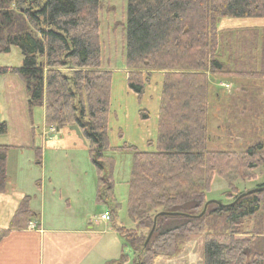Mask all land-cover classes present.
<instances>
[{"label":"trees","instance_id":"16d2710c","mask_svg":"<svg viewBox=\"0 0 264 264\" xmlns=\"http://www.w3.org/2000/svg\"><path fill=\"white\" fill-rule=\"evenodd\" d=\"M100 9V0H0V54L16 47L22 56L19 67H0V73L18 74L29 111L43 109L47 126L75 127L88 141L97 171L95 202L107 207L122 239L116 261H128V247L132 264H152L155 256H173L191 236H202L203 264H264V190L240 192L234 184L254 179L264 166V140L243 151L207 149L211 81L264 78V27L219 28V22L264 18V0H127L126 86L141 98L151 75L162 73L155 138L147 149L117 147L132 153L126 202L131 228L115 224L113 161L105 157L113 151L112 72L101 67ZM260 94L241 87L239 106L230 99L233 111L264 117ZM138 115L149 119L145 109ZM232 130L239 136V127ZM6 132L0 119V136ZM10 149L15 147L0 144V193ZM34 153L39 162V148ZM214 173L227 181L225 202L205 198ZM29 199L21 200L0 240L31 222ZM249 222L250 235L237 237Z\"/></svg>","mask_w":264,"mask_h":264},{"label":"rangeland","instance_id":"374dc122","mask_svg":"<svg viewBox=\"0 0 264 264\" xmlns=\"http://www.w3.org/2000/svg\"><path fill=\"white\" fill-rule=\"evenodd\" d=\"M100 1L101 9L98 14L100 20L101 67L112 72L109 139L113 151H106L105 157H111V161H113V194L115 202L119 204L115 224L131 228L133 223L127 216L126 202L132 153L121 151L117 147H122L125 143L139 149H147L141 138L143 134L147 136L149 131L155 130L154 126H147L149 128L144 131L143 127H137L136 123L141 122L138 115L141 109L148 112L150 121L155 117L154 99L159 93L156 82L159 80L158 76L162 73L151 75L149 84L141 98H138L127 88V69L125 65L127 0ZM228 25L230 26L228 28L232 29L243 27H257L259 29L264 27V18L235 19L228 22ZM21 61V53L16 47H11L6 54H0V67L17 68L20 66ZM241 87L256 90L264 97V78L219 77L211 81L208 150L243 151L249 144L255 143L261 138L264 140V117L243 118L239 112L233 111V109H237L235 108L237 104L239 106L240 102L237 97L241 92ZM150 89H152L151 92H149ZM153 93L155 94L153 95ZM231 98L235 99L236 106L233 103L231 104L233 101L230 100ZM262 111H264V108ZM0 119L7 125L6 134L0 136V144L14 146L17 149L8 152L9 163L14 161L15 155L18 157H21L19 155L23 157L29 154L33 155L36 148L43 152L41 165L32 163L31 166H28L22 163L23 158L21 157L15 170L11 171L13 176L17 175L25 183L24 175L26 173L32 174L38 179V183L42 181L46 187H48L50 176L55 180L54 185H62L64 189L68 187L71 192L75 187L78 189L86 188L88 194L89 189L92 190L93 186L97 187V171L91 162L88 141L84 140L85 147L82 148V143L78 144L77 142L73 144L76 147L67 148L66 144H56V146H50L51 148H48V145L45 147L47 141L61 138L66 129L57 131L54 129L55 127L47 126L44 122L43 109L35 107L29 111L28 96L24 83L18 74L12 71L0 73ZM139 126L141 125L139 124ZM257 126H260V128H257ZM233 127H239V136H237V132L232 130ZM153 137L155 138V135ZM254 172L256 175L254 179L234 182L240 192H247L260 184H264V166H260ZM24 183H22V186L24 185L25 189ZM227 190V181L214 173L210 187L205 192V198L207 201L225 202ZM49 196L52 195L49 193ZM76 212H73V210L63 211L60 215L65 218L68 214ZM106 212L108 213L106 206L97 207L92 211L94 220L101 224V228H103V222L99 218ZM52 213L53 207L51 206L49 207V217ZM108 225L111 226L112 224L108 221ZM29 227L31 228V226ZM250 230L251 223L249 222L245 231L236 236L247 237L250 235ZM117 239L119 242L115 249V255H113L114 248L110 247L109 250L114 257L107 264H119L116 260L120 255L122 239L119 236H117ZM202 245V236H191L177 254L173 256H155L152 264H203ZM123 251L128 257V261L123 264H132V251L128 247H125ZM101 253L103 255L105 250L102 249Z\"/></svg>","mask_w":264,"mask_h":264},{"label":"crops","instance_id":"0c3cea01","mask_svg":"<svg viewBox=\"0 0 264 264\" xmlns=\"http://www.w3.org/2000/svg\"><path fill=\"white\" fill-rule=\"evenodd\" d=\"M232 20L235 19H221L219 28L230 27L228 22ZM158 77L157 85L160 84V75ZM154 92L156 93V90ZM158 99L159 94L154 99L155 117L153 120L139 119L141 126L136 123V126L143 127L144 131L149 128L147 126H154L155 130L149 131L147 136L143 134L141 141L144 145L148 140H153V135L156 134ZM148 102L152 104L150 100ZM75 142L82 143L81 148L85 147L79 131L75 127H70L66 128L61 138L47 141L45 147L48 145V148H51L56 144H66L67 148L76 147L73 146ZM8 152L6 158L8 181L5 191L0 193V231L9 229L11 219L25 196L30 198L29 209L34 213L31 223L36 226L30 228L27 225L23 228L12 229L6 237L0 240V264H107L114 257L109 248H114L113 255H115L119 241L112 226L99 218L103 222V228H101V224L92 216L93 209L103 207L95 202L96 186H93L92 190L89 189L88 194L86 188H81V190L75 187L71 192L68 187L64 189L62 185H54L55 180L50 176L48 187H46L41 180V183H38V179L28 173L24 175V183L22 178H18L17 175L13 176L11 171L15 170L21 157L23 158L22 163L28 166L32 163L41 165L43 152L40 153L39 162L34 153L25 157L15 155L11 163L8 160ZM22 183L25 184V189ZM51 206L53 213L49 217ZM72 210L79 212L70 213L72 216L68 214L65 218L60 215L63 211ZM102 249L105 250L103 255H101Z\"/></svg>","mask_w":264,"mask_h":264},{"label":"built area","instance_id":"2783aa9c","mask_svg":"<svg viewBox=\"0 0 264 264\" xmlns=\"http://www.w3.org/2000/svg\"><path fill=\"white\" fill-rule=\"evenodd\" d=\"M101 219L107 221L108 220V215L107 214L102 215ZM30 226H31V228H34L35 225L34 224H30Z\"/></svg>","mask_w":264,"mask_h":264},{"label":"water","instance_id":"95a60500","mask_svg":"<svg viewBox=\"0 0 264 264\" xmlns=\"http://www.w3.org/2000/svg\"><path fill=\"white\" fill-rule=\"evenodd\" d=\"M261 190H264V188H256V189L248 191V193L255 192V191H261Z\"/></svg>","mask_w":264,"mask_h":264}]
</instances>
